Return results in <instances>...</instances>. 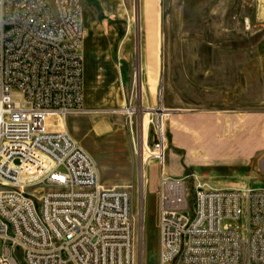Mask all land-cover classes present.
<instances>
[{"label": "built area", "instance_id": "obj_1", "mask_svg": "<svg viewBox=\"0 0 264 264\" xmlns=\"http://www.w3.org/2000/svg\"><path fill=\"white\" fill-rule=\"evenodd\" d=\"M84 34L82 0H0V264H133L129 190L100 186L84 150L46 125L82 110ZM161 123L146 124L140 179L158 164V264H264V187L166 176Z\"/></svg>", "mask_w": 264, "mask_h": 264}, {"label": "rangeland", "instance_id": "obj_2", "mask_svg": "<svg viewBox=\"0 0 264 264\" xmlns=\"http://www.w3.org/2000/svg\"><path fill=\"white\" fill-rule=\"evenodd\" d=\"M116 2L123 17L110 18L119 31L111 40L114 78L106 84L102 80L96 90L90 78H82V110L65 122L49 117L46 125L66 131L84 150L100 186L129 190L133 264H158V164H147V181L140 183L141 156L152 144L151 126L146 134L152 115L165 112L166 176H177L165 168L173 152L182 176L195 175L216 188L264 187V153L237 164L224 161L208 142L180 146L191 134L185 128L198 135L227 117L235 128L239 124V135H246L249 116L264 113V0H82V5L97 9L103 24L102 10ZM81 56L83 70V44Z\"/></svg>", "mask_w": 264, "mask_h": 264}, {"label": "crops", "instance_id": "obj_3", "mask_svg": "<svg viewBox=\"0 0 264 264\" xmlns=\"http://www.w3.org/2000/svg\"><path fill=\"white\" fill-rule=\"evenodd\" d=\"M96 11L97 9L95 10L93 7H83L85 38L83 39L82 73L84 77L82 78H85V76L90 78L92 89L94 87L95 90L98 89L97 85L100 84L102 80H104L106 84L114 78V75L110 73L114 69L111 58V40L116 37L119 31L111 24L110 18L115 17L116 19H120L123 17L118 2L112 7L105 6V10H102L103 16H105L107 20L106 23L100 24L98 22ZM148 20L150 21L149 16ZM103 69L106 70L108 74L106 73L102 76L101 72ZM89 101L88 99L87 106L89 105ZM248 121L250 132L246 135H239V129L237 130L239 124L236 122L235 128L234 120L227 117L221 118L220 126L215 125L210 129L206 127L199 129L198 135L192 132L194 130L193 128H185L191 130V134L188 136L189 139L185 141L180 140V146L186 148L188 141L196 143L198 140H201L213 144L219 149L220 157L224 161L236 160L237 164H245L264 153V113L250 115ZM242 130L246 132L245 124L242 125ZM166 161V171L170 175H177L176 178L182 177V171L176 168V163L178 161L177 155L173 152H169ZM218 187L217 189H237L222 184H219Z\"/></svg>", "mask_w": 264, "mask_h": 264}, {"label": "bare ground", "instance_id": "obj_4", "mask_svg": "<svg viewBox=\"0 0 264 264\" xmlns=\"http://www.w3.org/2000/svg\"><path fill=\"white\" fill-rule=\"evenodd\" d=\"M82 102H83V98H82ZM160 114H161V118H162V117L164 116L165 112H164V111H161ZM61 121H62V120H61ZM62 122H65V120H63ZM141 133H142V140H143V139H144V137H143V134H144V133L140 131V134H141ZM140 140H141V137H140Z\"/></svg>", "mask_w": 264, "mask_h": 264}]
</instances>
